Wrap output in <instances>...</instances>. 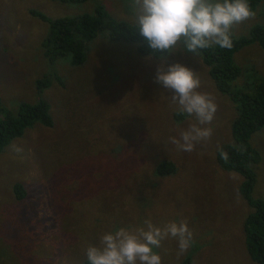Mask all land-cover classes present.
Here are the masks:
<instances>
[{"label": "rangeland", "instance_id": "374dc122", "mask_svg": "<svg viewBox=\"0 0 264 264\" xmlns=\"http://www.w3.org/2000/svg\"><path fill=\"white\" fill-rule=\"evenodd\" d=\"M97 1L115 19L134 23V0ZM86 5L91 8L92 1L0 0V101L14 109L20 102L43 99L52 119L49 126L34 123L24 129L0 152V264H78L86 259L87 245L96 244L103 232L142 225L146 219L158 226L185 219L192 232L185 253L178 255L172 237L154 249L162 264H177L185 256L193 264H254L242 240L241 224L249 211L237 192L242 177L214 161L216 148L231 141L236 104L215 89L199 55L181 42L173 53L155 58L98 34L87 44L83 64L55 60L52 69L62 83L53 79L36 93L34 80L51 66L41 47L47 23L29 9L54 18L75 15ZM254 12V18L234 24L231 35L244 36L253 24L264 26V0ZM162 59L165 69L177 61L190 67L201 80L200 90L215 98V115L205 125L212 134L191 152L170 141L196 118L180 111L171 90L156 82ZM233 59L240 72L231 87H250L264 75V48L257 44L241 47ZM174 111L184 117L173 121ZM120 131L126 137L119 139ZM118 141L128 142L130 150ZM249 143L258 155L251 196L264 199V126ZM155 153L173 163V173H155ZM17 181L26 191L20 200L11 191ZM133 186L131 203L124 195Z\"/></svg>", "mask_w": 264, "mask_h": 264}, {"label": "trees", "instance_id": "16d2710c", "mask_svg": "<svg viewBox=\"0 0 264 264\" xmlns=\"http://www.w3.org/2000/svg\"><path fill=\"white\" fill-rule=\"evenodd\" d=\"M52 1L81 5L87 0ZM91 1V8L86 5V10L72 16L47 18L41 12L29 9L28 12L32 17L47 23V31L42 39L41 47L42 54L46 63L49 67L51 66V70L49 69L34 80L38 95L51 84L53 79L62 83L56 71L52 69L54 61L64 59L70 66L83 64L86 59L87 44L98 34H103L109 40L133 44L135 50L140 54H148L155 58L166 54L153 52L137 31L135 23L115 19L107 12L102 3L97 0ZM259 1L248 0L253 11ZM231 39V48L213 45L197 50L196 54L207 67L208 76L215 89L225 94L230 101L236 104V115L229 125L231 141L216 148L214 161L219 168L234 171L242 177L237 192L249 207L241 224L244 250L254 264H264V199L251 196L255 181L254 166L258 155L249 143L250 135L264 126V75L252 81L251 86L247 88H234L229 85V82L240 72L233 59V54L241 47L251 43L264 48V26L253 24L246 35L239 37L231 35ZM131 112L132 107L128 109V113ZM183 117L184 114L180 111L172 113L173 121L177 122ZM34 123L45 126L52 123L49 105L45 100L40 99L33 103L20 102L14 109L4 106L0 101V152L13 138L20 136L24 129ZM124 137H126V133L120 131L119 139ZM144 137L142 141L146 139V136ZM118 145L125 150H130L126 141H118ZM145 155L150 156V152H146ZM174 169L175 166L170 160L159 159L156 153L153 154V170L157 175H169L174 172ZM132 190H128L124 195L125 200L131 203L135 202L136 187L133 186ZM11 191L17 200L26 195L24 184L19 181L12 183ZM78 264H88V261L85 259ZM177 264L193 263L189 256H185Z\"/></svg>", "mask_w": 264, "mask_h": 264}, {"label": "clouds", "instance_id": "9594fccd", "mask_svg": "<svg viewBox=\"0 0 264 264\" xmlns=\"http://www.w3.org/2000/svg\"><path fill=\"white\" fill-rule=\"evenodd\" d=\"M137 31L153 52L173 53L179 43L192 53L213 45L231 48L234 24L254 18L248 0H134ZM155 80L172 92L179 110L194 115L196 123L179 131V138L170 137L178 150L191 152L212 134L210 125L215 115V98L201 91V80L190 67L179 61L156 70ZM42 125V124H41ZM115 125H122L115 122ZM15 151H21L12 145ZM172 237L177 240L178 255L187 252L192 232L187 220L169 221L163 226L146 219L142 225L121 226L103 232L96 244H88L85 256L88 264H162L154 249Z\"/></svg>", "mask_w": 264, "mask_h": 264}]
</instances>
